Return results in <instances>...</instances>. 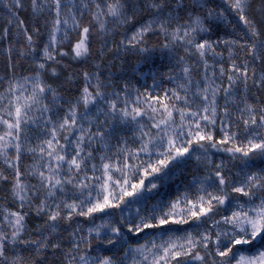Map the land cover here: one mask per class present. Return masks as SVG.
Listing matches in <instances>:
<instances>
[{"label":"snow or ice","instance_id":"snow-or-ice-1","mask_svg":"<svg viewBox=\"0 0 264 264\" xmlns=\"http://www.w3.org/2000/svg\"><path fill=\"white\" fill-rule=\"evenodd\" d=\"M0 264H264V0H0Z\"/></svg>","mask_w":264,"mask_h":264}]
</instances>
